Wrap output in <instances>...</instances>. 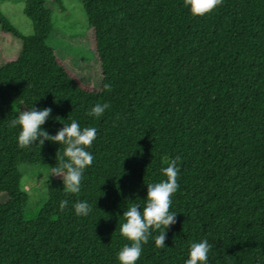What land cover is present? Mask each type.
<instances>
[{
    "label": "trees",
    "instance_id": "1",
    "mask_svg": "<svg viewBox=\"0 0 264 264\" xmlns=\"http://www.w3.org/2000/svg\"><path fill=\"white\" fill-rule=\"evenodd\" d=\"M80 1L99 89L84 86L48 44L49 0H25L31 36L0 10V32L21 41L0 64V264H120L131 244L119 231L124 211L143 210L147 184L165 180L161 170L177 156V222L163 248L151 230L136 264H185L203 239L212 246L207 264H264V0H222L204 16L184 0ZM104 103L103 116L88 115ZM33 106L52 108L42 126L51 135L73 120L97 129L78 194L52 176L64 145L18 146L21 128L9 122ZM23 165L49 170L48 198L32 218ZM78 201L88 202L89 215L75 214Z\"/></svg>",
    "mask_w": 264,
    "mask_h": 264
},
{
    "label": "clouds",
    "instance_id": "2",
    "mask_svg": "<svg viewBox=\"0 0 264 264\" xmlns=\"http://www.w3.org/2000/svg\"><path fill=\"white\" fill-rule=\"evenodd\" d=\"M221 4L222 0H184L185 7L190 8L193 16L209 14ZM104 88L110 91L111 85L105 84ZM109 107L107 103L96 104L88 115L99 118ZM52 111L51 107L38 109L33 106L31 109L19 112L17 118L9 122V127L20 126L18 146L22 149L34 144L43 146L45 141L64 145L63 155L59 156L57 153L58 166L52 167V176L62 179L63 188L67 193L78 194L81 190L84 170L93 163L94 157L87 149L96 139L97 129L81 128L80 124L73 120L70 125L64 124L55 135H51L42 126L50 118ZM59 118L56 119L60 120ZM180 159L181 157L177 156L162 168L165 180L147 184L146 205L142 211L139 205L135 204L124 211L123 217L126 222L120 225L119 231L131 241V244H126L119 251L120 264H136L142 254V245L147 244L152 235L151 230L159 231V235L155 237L156 247L166 246L167 230L177 222V213L170 212V207L171 198L180 187L178 184L180 169L177 167ZM67 205V200L61 201L60 210L63 211ZM73 207L77 216H87L92 210L87 201H78ZM211 247L207 239L192 243L185 264H207Z\"/></svg>",
    "mask_w": 264,
    "mask_h": 264
},
{
    "label": "rangeland",
    "instance_id": "3",
    "mask_svg": "<svg viewBox=\"0 0 264 264\" xmlns=\"http://www.w3.org/2000/svg\"><path fill=\"white\" fill-rule=\"evenodd\" d=\"M61 1L63 8L54 0L48 2V6L54 9V29L48 44L84 86L99 89L102 71L85 8L80 0ZM0 10L24 36L33 34L32 21L25 14V0H0ZM20 50L21 41L18 38L0 32V64L17 56ZM20 170L23 186L30 195L27 218H32L48 198L49 170L44 165H23ZM1 198L6 200L5 196Z\"/></svg>",
    "mask_w": 264,
    "mask_h": 264
}]
</instances>
